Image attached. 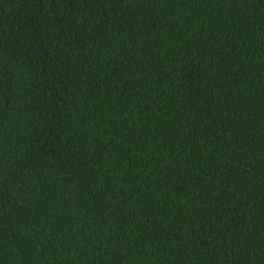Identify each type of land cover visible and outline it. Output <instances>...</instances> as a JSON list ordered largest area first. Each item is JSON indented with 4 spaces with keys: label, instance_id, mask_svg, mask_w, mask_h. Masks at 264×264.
<instances>
[{
    "label": "trees",
    "instance_id": "1",
    "mask_svg": "<svg viewBox=\"0 0 264 264\" xmlns=\"http://www.w3.org/2000/svg\"><path fill=\"white\" fill-rule=\"evenodd\" d=\"M0 264H264V0H0Z\"/></svg>",
    "mask_w": 264,
    "mask_h": 264
}]
</instances>
